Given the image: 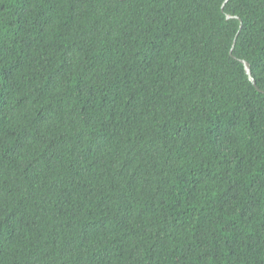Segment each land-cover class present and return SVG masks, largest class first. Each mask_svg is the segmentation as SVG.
I'll list each match as a JSON object with an SVG mask.
<instances>
[{
    "label": "trees",
    "instance_id": "1",
    "mask_svg": "<svg viewBox=\"0 0 264 264\" xmlns=\"http://www.w3.org/2000/svg\"><path fill=\"white\" fill-rule=\"evenodd\" d=\"M0 264H264V0H0Z\"/></svg>",
    "mask_w": 264,
    "mask_h": 264
},
{
    "label": "water",
    "instance_id": "2",
    "mask_svg": "<svg viewBox=\"0 0 264 264\" xmlns=\"http://www.w3.org/2000/svg\"><path fill=\"white\" fill-rule=\"evenodd\" d=\"M241 65L244 66L245 72L250 78L249 66H247V63L242 61ZM253 85H254V83H253Z\"/></svg>",
    "mask_w": 264,
    "mask_h": 264
}]
</instances>
